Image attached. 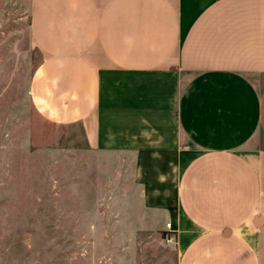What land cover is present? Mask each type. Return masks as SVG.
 <instances>
[{"label": "crops", "instance_id": "0c3cea01", "mask_svg": "<svg viewBox=\"0 0 264 264\" xmlns=\"http://www.w3.org/2000/svg\"><path fill=\"white\" fill-rule=\"evenodd\" d=\"M30 98L127 154L178 264H264V0H20Z\"/></svg>", "mask_w": 264, "mask_h": 264}, {"label": "rangeland", "instance_id": "374dc122", "mask_svg": "<svg viewBox=\"0 0 264 264\" xmlns=\"http://www.w3.org/2000/svg\"><path fill=\"white\" fill-rule=\"evenodd\" d=\"M20 0H0V264H178L127 154L87 148L30 98L40 62ZM170 225V226H169Z\"/></svg>", "mask_w": 264, "mask_h": 264}, {"label": "built area", "instance_id": "2783aa9c", "mask_svg": "<svg viewBox=\"0 0 264 264\" xmlns=\"http://www.w3.org/2000/svg\"><path fill=\"white\" fill-rule=\"evenodd\" d=\"M170 226V225H169Z\"/></svg>", "mask_w": 264, "mask_h": 264}]
</instances>
